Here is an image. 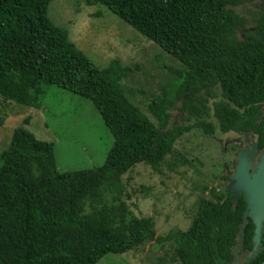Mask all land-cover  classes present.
<instances>
[{"label":"trees","instance_id":"1","mask_svg":"<svg viewBox=\"0 0 264 264\" xmlns=\"http://www.w3.org/2000/svg\"><path fill=\"white\" fill-rule=\"evenodd\" d=\"M51 1L0 0V98L38 109L43 88L56 86L90 101L113 142L102 166L60 173L52 143L13 130L0 153V264H96L150 241L172 242L178 264H232L235 249L251 252L254 225L250 218L242 225L243 196L213 191L198 200L188 229L155 237L152 216H131L106 195L119 200L122 177L137 164L161 174L174 143L193 128L252 127L264 148V12L240 39L246 19L235 7L245 0H86L181 64L177 99L195 122L168 128L171 102L157 97L147 105L153 123L121 85L133 67L113 59L97 68L49 19ZM215 89L220 98L208 106ZM263 261L264 225L256 253L242 264Z\"/></svg>","mask_w":264,"mask_h":264},{"label":"rangeland","instance_id":"2","mask_svg":"<svg viewBox=\"0 0 264 264\" xmlns=\"http://www.w3.org/2000/svg\"><path fill=\"white\" fill-rule=\"evenodd\" d=\"M261 2L264 0H247L236 9L246 18L247 27L254 26L256 5ZM47 14L97 68L106 67L113 59L133 67L121 85L129 100L153 123L147 105L157 97L171 102L168 128L195 122L194 116L186 119L177 99L181 64L126 22L101 5H88L86 0H52ZM42 94L38 109L0 98V153L9 146L13 130L24 127L36 139L53 144L60 173L102 166L113 138L91 102L56 86H45ZM215 94L214 100L220 98L219 89ZM224 138L216 126L208 134L191 129L174 143L173 154L165 158L161 174L137 164L122 177L120 201L106 195V202H123L131 216H152L155 237L185 231L198 200L213 198V191L219 193L228 185L220 178L227 158L219 145ZM173 246L172 242L150 241L124 254H106L96 264H178Z\"/></svg>","mask_w":264,"mask_h":264},{"label":"water","instance_id":"3","mask_svg":"<svg viewBox=\"0 0 264 264\" xmlns=\"http://www.w3.org/2000/svg\"><path fill=\"white\" fill-rule=\"evenodd\" d=\"M237 160L238 166L234 175L230 177V183L227 185L225 192L232 193L233 201L239 196L244 198L245 210L242 215V225L247 222L248 218L251 219L254 225L253 247L251 250V254H253L260 244L264 225V154L259 157L258 164L253 172L252 162L248 160L247 153L239 154ZM240 229L242 230V226ZM239 237L241 238V233ZM233 262L236 264V259ZM260 264H264V261Z\"/></svg>","mask_w":264,"mask_h":264},{"label":"flooded vegetation","instance_id":"4","mask_svg":"<svg viewBox=\"0 0 264 264\" xmlns=\"http://www.w3.org/2000/svg\"><path fill=\"white\" fill-rule=\"evenodd\" d=\"M244 3H247V0L244 1L239 6L235 7V11L240 14L236 9ZM256 8L258 11L257 14L264 12V2H261L259 5H256ZM244 17L243 14H240ZM245 18V17H244ZM246 19V18H245ZM245 29L238 31L237 36L240 39L245 38V32L246 31H254L256 29L255 25L253 27H247V20L245 23ZM209 98V97H208ZM212 101L208 99L207 105L211 106ZM258 112L264 113V101L258 105ZM259 118V117H258ZM258 121L256 119L255 126H258ZM257 123V125H256ZM221 132V131H220ZM222 134L225 136V138L221 141H219V145L221 146L223 153L227 155V158L223 160L222 166H221V179L225 180L227 184L230 183V177L234 175L236 167L238 166V155L241 153H247L248 160H251L253 169L252 172L255 170V165L258 162L259 157L264 154V148H260L258 144V135L254 133L253 128H249L247 130H237L233 132H222ZM227 187V186H226ZM226 189V188H225ZM224 189V191H225ZM260 245V244H259ZM258 245V246H259ZM257 246V248H258ZM256 248V251H257ZM239 249V248H238ZM235 249V259L237 261L236 264H242L246 259L250 258L252 256L251 252L246 251H240V249ZM255 251V253H256ZM251 254V255H250ZM254 254V253H253ZM234 264V262L232 263Z\"/></svg>","mask_w":264,"mask_h":264}]
</instances>
